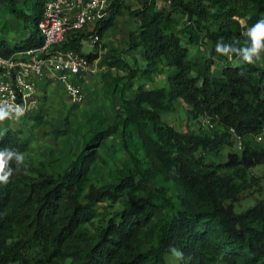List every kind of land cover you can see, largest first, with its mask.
I'll use <instances>...</instances> for the list:
<instances>
[{"label":"trees","instance_id":"trees-1","mask_svg":"<svg viewBox=\"0 0 264 264\" xmlns=\"http://www.w3.org/2000/svg\"><path fill=\"white\" fill-rule=\"evenodd\" d=\"M46 1L0 0V20L10 17L1 26V56L42 45L38 24ZM142 1L129 10L125 0H113L100 22L103 38L129 10L136 29L123 51L109 47L103 58L97 48L82 53L86 30L62 47L99 59L104 78L112 70L126 73L106 86L120 91L122 109L111 123L103 114L90 119L83 146L66 167L31 157L32 141L22 131L0 130V151L25 157L22 165L14 156L8 161L5 171L13 174L0 183V264H168L173 247L183 264H264V200L234 209L259 185L252 170L264 165V137L258 140L264 68L242 60L251 47L245 33L264 18V0H162L168 5L162 10L158 0ZM12 18L25 30L15 45L7 43ZM218 42L230 51L217 53ZM192 47L203 54L193 56ZM134 53L143 67L125 59ZM165 68L173 70L167 86L134 89L136 79L153 82ZM178 101L192 119H209L212 129L179 131L163 121ZM235 143L238 152L222 160V150ZM100 165H112V181L101 179ZM118 204L120 211L100 216L102 205Z\"/></svg>","mask_w":264,"mask_h":264},{"label":"rangeland","instance_id":"rangeland-1","mask_svg":"<svg viewBox=\"0 0 264 264\" xmlns=\"http://www.w3.org/2000/svg\"><path fill=\"white\" fill-rule=\"evenodd\" d=\"M142 2V0H125L126 7L129 10L137 9L141 6ZM167 7L168 5L164 1H157L158 10ZM129 10L125 9L123 14L118 17L115 28L105 33L101 44L97 47V51L90 47L86 41L83 45L82 53L89 54L95 51L103 58L109 47L119 48L123 51L129 33L136 29L135 21L129 16ZM4 16L3 19L10 18L8 15ZM3 19L0 20V32L3 24L2 22H4ZM12 20L13 22L10 24V31L7 35L8 44L10 41L16 43L25 33V30L21 26L23 25L22 22L13 18ZM242 24L245 25L244 21H242ZM190 50L193 56L196 54H203L202 50L197 47H192ZM136 54L137 53H134V55ZM260 56L261 59L256 60L255 63L258 67L264 68V54L262 51L260 52ZM135 58L139 60V66L142 67V60L139 56L136 55L131 57L126 55V59L131 64H134L133 61ZM100 62L101 61L98 59L92 63L93 71L82 81V85L87 94V103L83 105H74L69 101L61 84L52 81L50 84L46 85V83L41 82L38 84V91L42 94L41 108L38 113L39 118H18L13 122L2 121L0 124L1 133L5 132L7 129L22 131L23 135L27 136L32 141L31 157L34 159L49 157L55 161L57 168L66 167L73 160L75 153L82 148L84 135L90 127V119L95 115L103 114L108 123H111L116 118L117 112L122 109V96L120 91L114 92L113 88L108 90L106 86L107 82L112 83L111 80L115 76H126V73L112 70V77H109V75L107 78H104L107 69L102 67ZM220 70L221 64L215 65V71L218 73ZM172 71V69L165 68V73L155 76L153 82L136 79L134 89H137L143 84L146 89L151 90L165 87L167 86V76L172 73ZM133 91L128 93V97L133 96ZM163 121L174 126L179 131L193 130L198 132L200 126H202L199 120L190 117L187 106L181 101L174 104V111L163 114ZM96 123L97 122L94 124ZM222 152L223 155H221L222 157L220 158L224 160L228 153L238 152L237 143L231 148H224ZM105 156L108 157L109 153H105ZM111 168L112 165L99 166L98 169L102 180L112 181V179H109ZM252 173L260 178L259 185L253 188L244 200L234 205V209L237 213L243 212L255 205L258 201L264 200V165L254 168ZM120 210L121 205L119 204L112 208L107 205H102L100 216L102 218L108 217V215ZM166 260L168 264H183L182 259H178L174 255L167 256Z\"/></svg>","mask_w":264,"mask_h":264},{"label":"built area","instance_id":"built-area-1","mask_svg":"<svg viewBox=\"0 0 264 264\" xmlns=\"http://www.w3.org/2000/svg\"><path fill=\"white\" fill-rule=\"evenodd\" d=\"M113 0H47L43 19L38 24L43 43L10 57L0 55V109L10 115L3 121L13 122L16 107L23 109L20 119L36 115L41 108L38 84L55 81L62 85L74 105L87 103L82 81L92 70V63L82 53L62 48L67 37L87 31V42L94 50L101 44L100 22L108 17ZM84 41L83 44L86 42ZM95 62V61H94ZM45 85V86H46ZM2 122V121H1ZM204 128L212 129L207 118L199 119ZM231 132H235L233 129ZM264 137L258 138L259 141Z\"/></svg>","mask_w":264,"mask_h":264},{"label":"clouds","instance_id":"clouds-1","mask_svg":"<svg viewBox=\"0 0 264 264\" xmlns=\"http://www.w3.org/2000/svg\"><path fill=\"white\" fill-rule=\"evenodd\" d=\"M245 35L250 39L251 41V47H245L244 51L242 53L243 56V61L246 63H254L256 60H260V52L261 50H264V18L258 20L252 27L247 29V32ZM216 51L219 54H227L230 50L226 47H223L221 42H218L216 45ZM253 57H256L254 60ZM15 111V115L17 118L23 116L24 112L23 109L16 107L13 109ZM10 115L9 111H5L3 109H0V121L5 120L8 118ZM15 157L18 165H22L24 163L25 157L23 153H20L19 151H0V183L7 184L9 182V178L13 174L12 169H8L6 172L7 168V163L9 160H11ZM172 254L178 258L182 259L183 258V253L182 251L172 248L171 249Z\"/></svg>","mask_w":264,"mask_h":264},{"label":"crops","instance_id":"crops-1","mask_svg":"<svg viewBox=\"0 0 264 264\" xmlns=\"http://www.w3.org/2000/svg\"><path fill=\"white\" fill-rule=\"evenodd\" d=\"M135 26H136V23H135ZM40 37V36H39ZM11 42V41H10ZM13 45H15V43L11 42ZM84 45V44H83ZM125 59H126V56H125ZM127 60V59H126ZM128 61V60H127ZM144 66V63L142 62V67ZM167 69V68H166ZM169 69V68H168ZM167 72V71H166ZM165 73V72H164ZM124 76V75H122Z\"/></svg>","mask_w":264,"mask_h":264}]
</instances>
